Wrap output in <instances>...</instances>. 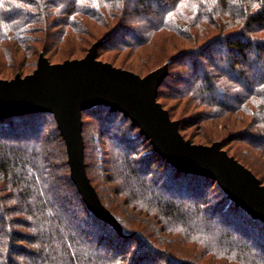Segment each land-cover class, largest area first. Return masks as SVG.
<instances>
[{"label": "trees", "instance_id": "1", "mask_svg": "<svg viewBox=\"0 0 264 264\" xmlns=\"http://www.w3.org/2000/svg\"><path fill=\"white\" fill-rule=\"evenodd\" d=\"M97 41L98 59L125 51L116 67L145 75L166 64L157 101L181 135L197 119L204 142L264 184V0H0L3 77L32 72L40 53L80 58ZM172 99L201 109L174 118ZM81 121L87 177L119 231L87 209L50 112L2 117L0 264H264V223L216 180L168 163L121 111L97 104ZM121 205L135 217L120 218Z\"/></svg>", "mask_w": 264, "mask_h": 264}, {"label": "water", "instance_id": "2", "mask_svg": "<svg viewBox=\"0 0 264 264\" xmlns=\"http://www.w3.org/2000/svg\"><path fill=\"white\" fill-rule=\"evenodd\" d=\"M94 42L80 58L51 63L40 53L35 69L0 78V118L29 112H50L64 140L70 178L87 209L119 230L111 212L91 185L83 161L81 114L97 104L129 117L165 160L178 170L206 175L235 204L264 223V184L221 148L219 141L195 144L178 130V121L157 101L166 64L145 75L97 58Z\"/></svg>", "mask_w": 264, "mask_h": 264}, {"label": "rangeland", "instance_id": "3", "mask_svg": "<svg viewBox=\"0 0 264 264\" xmlns=\"http://www.w3.org/2000/svg\"><path fill=\"white\" fill-rule=\"evenodd\" d=\"M114 54L117 57L116 60H113L112 59L113 56H114ZM123 56H125V51L124 52L122 51L121 53H116V52L114 53V51H111V52H108V53H105V54L101 55L100 56V60H102V61H108V62L111 61V60H113L114 61V65L115 66H119V64L124 63ZM57 58H61V57L59 56ZM180 67H181L180 64H178V66L174 67L175 69H174L172 75L174 74V72H175V74H177L178 73V70H180ZM172 70H173V67H172ZM15 74L25 75L27 73L23 74V73H20V72H15L12 76H10V78H13L15 76ZM8 75H10V74H8ZM0 78L1 79H10L8 77H3L2 75H0ZM173 80H174V76L172 77L171 80H170V78L168 79V84L167 85L170 84V86L171 85L174 86L175 84H177L176 83L177 81H173ZM165 89L167 90V87ZM165 102H166L167 107H169L172 110L171 112H172L174 118L189 117V116L195 115L197 113V110L201 109V107H196V106L189 105L186 101H183V100H178L177 101L175 99H172V100H168V101H165ZM196 121H197V119H195L193 121H191V120L189 121L188 125L190 127L187 128L185 131H183L184 134H185V136H186L185 139H188V140H190V142L195 143V144L210 145V143L204 142V140L202 139V137L199 135L200 134V125L198 123L196 125H191V124L195 123ZM234 146L232 144H230L229 145V148L234 147ZM153 168H156V166H153ZM160 173H157V176H159L158 177L159 179H162L163 176ZM109 185H111V184L109 183ZM199 194H200V196H203L204 198H209L211 202L212 201L214 202L215 200L220 199V197H218V195H217V192L214 191L213 189H209V188L208 189L205 188L203 190V193H199ZM117 198H119L120 200H122L121 197H119V196ZM119 199H117V200L119 201ZM109 204H110V202H109ZM203 204H202V206H203ZM121 207H123L124 209L126 208V207H124V205H121ZM114 210L119 214L118 216H120V218H122V219H124V218L126 219L127 217H131V216H134L135 217V214L128 207H127V209H125L127 211V215L121 213L120 209H114ZM233 230H232V228H228V231L229 232H233ZM117 231H119V230H117ZM187 249L190 251L191 248L188 247ZM160 250H164V251L166 250L167 251V249H163V248H161ZM168 252H170V250H168ZM191 252H193V251H190L189 253H191ZM172 253L175 254V250L172 249ZM209 256L210 255H206L205 257H203L201 259V261H199L198 263L196 262V263L197 264H211L210 262L213 259L210 258ZM161 260H163V257H162ZM217 264H220V263L218 262Z\"/></svg>", "mask_w": 264, "mask_h": 264}]
</instances>
